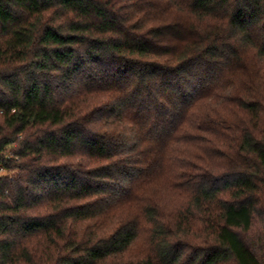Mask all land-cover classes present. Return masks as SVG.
Returning <instances> with one entry per match:
<instances>
[{
    "label": "trees",
    "instance_id": "obj_1",
    "mask_svg": "<svg viewBox=\"0 0 264 264\" xmlns=\"http://www.w3.org/2000/svg\"><path fill=\"white\" fill-rule=\"evenodd\" d=\"M0 169V264H264V0H0Z\"/></svg>",
    "mask_w": 264,
    "mask_h": 264
},
{
    "label": "rangeland",
    "instance_id": "obj_2",
    "mask_svg": "<svg viewBox=\"0 0 264 264\" xmlns=\"http://www.w3.org/2000/svg\"><path fill=\"white\" fill-rule=\"evenodd\" d=\"M147 224V222H146ZM149 225L147 224L146 229L141 232L139 235L131 253L133 256H141L147 250L150 245V236H149Z\"/></svg>",
    "mask_w": 264,
    "mask_h": 264
},
{
    "label": "built area",
    "instance_id": "obj_3",
    "mask_svg": "<svg viewBox=\"0 0 264 264\" xmlns=\"http://www.w3.org/2000/svg\"><path fill=\"white\" fill-rule=\"evenodd\" d=\"M2 169H0V171H1Z\"/></svg>",
    "mask_w": 264,
    "mask_h": 264
}]
</instances>
